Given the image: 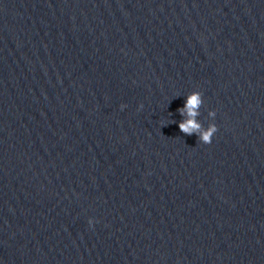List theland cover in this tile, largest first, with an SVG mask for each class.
Listing matches in <instances>:
<instances>
[{"label": "clouds", "instance_id": "9594fccd", "mask_svg": "<svg viewBox=\"0 0 264 264\" xmlns=\"http://www.w3.org/2000/svg\"><path fill=\"white\" fill-rule=\"evenodd\" d=\"M204 101L203 96L200 91H192L186 96L185 103L183 107L177 109L179 114L183 119L179 122V130L185 135L195 134L198 137V141L204 144H210L212 142L213 136L217 133L218 127L214 122L208 124L204 127L203 124L197 120L200 115V108L202 107ZM123 107V105L121 106ZM208 116L215 118V111H209ZM175 123V121H173ZM94 221L89 218L88 224L92 226Z\"/></svg>", "mask_w": 264, "mask_h": 264}]
</instances>
